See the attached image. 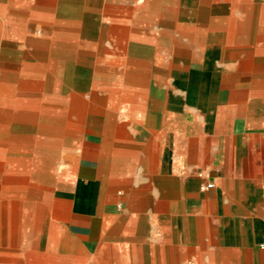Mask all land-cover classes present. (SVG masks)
Segmentation results:
<instances>
[{"label": "crops", "instance_id": "0c3cea01", "mask_svg": "<svg viewBox=\"0 0 264 264\" xmlns=\"http://www.w3.org/2000/svg\"><path fill=\"white\" fill-rule=\"evenodd\" d=\"M218 1L0 0V264H264V0Z\"/></svg>", "mask_w": 264, "mask_h": 264}, {"label": "rangeland", "instance_id": "374dc122", "mask_svg": "<svg viewBox=\"0 0 264 264\" xmlns=\"http://www.w3.org/2000/svg\"><path fill=\"white\" fill-rule=\"evenodd\" d=\"M122 4V3H121ZM177 6L180 8L179 10H177L176 12H175V14H177L178 16H176V18L174 19H172L173 21H182V18H190V13L192 12V10L191 9H186V7H185V5H183V4H179V3H177ZM234 7H233V3H230V2H224L223 3V1L221 0V1H218V9H217V11H211L212 13H214V14H216V15H219V14H223V13H225L227 16L229 15V14H231V12H232V9H233ZM223 9H225L224 11H223ZM19 13V12H18ZM26 13H28V11L26 12ZM124 15H127V12L126 11H124L123 10V12H122ZM121 12H120V14H122ZM22 17L21 16H17V18H16V20L19 22H21L22 21ZM25 20V19H24ZM231 22V24L234 22V20H233V17H229L228 19H226V22ZM230 25V24H229ZM162 28V27H161ZM160 27L159 28H157V29H149L148 30V32L149 33H151V34H154V35H160V32L163 30V29H161ZM226 29H232V26L231 27H225ZM18 29H22V28H18ZM25 29H28V32L29 33H31V34H33V35H35V36H43V35H46V34H49V32H50V29H52L48 24H46V23H42V22H39V21H29V20H27V25L25 26ZM40 29H42L43 30V34L42 33H40ZM107 30L108 29H105V31L104 32H107ZM110 30V29H109ZM114 30H118L119 32V36H120V39L121 40H123V42H126V40L125 39H127V36L125 35V34H122V33H124L126 30H139V29H114ZM142 30V29H141ZM143 32H146V30H142ZM170 31L172 32V33H174L171 29H170ZM176 35V34H175ZM179 35V34H178ZM228 35H226V37H227ZM180 37V36H179ZM178 37V38H179ZM183 43H185L186 44V42H187V39L186 38H183V41H182ZM105 46L107 47V48H109L110 50H114V52H115V49H116V46H115V43H113L112 42V40H110V39H108L106 42H105ZM162 56L163 57H165L164 58V61L165 62H167L168 61V59H166V52L165 51H162ZM116 59L117 58H114L113 60L109 57V56H107L106 58H105V61H113V62H115L116 61ZM122 59V58H121ZM102 62V61H101ZM215 62H218V60H216ZM222 62V61H221ZM103 63V62H102ZM217 64V63H216ZM11 66V68L12 69H17V70H20L21 69V65H20V63L18 62V63H16V64H12V65H10ZM154 68H156L155 66H153ZM120 68H121V66H120ZM177 84V83H176ZM128 85V84H127ZM126 85V86H127ZM178 85V84H177ZM134 90V89H133ZM110 91L107 93V95H109L108 97L109 98H111V102H108V104H110V103H112V102H116V97H115V95H117L116 93H113V95H114V97L113 96H111L110 95ZM105 93L103 92L102 93V95H104ZM120 94V93H119ZM136 91L134 90V92H131V91H129V93L128 92H125L124 94H123V96L121 97V99L120 100H125L127 97H134V96H136ZM111 96V97H110ZM119 97V96H118ZM120 98V97H119ZM83 133H84V130L81 128V132H80V135H79V139H82V137H83ZM73 145L74 144H69L68 146H67V148H66V150H65V154L67 155V154H70L71 153V151H72V148H73ZM68 162L67 161H65V165L66 166H68Z\"/></svg>", "mask_w": 264, "mask_h": 264}, {"label": "built area", "instance_id": "2783aa9c", "mask_svg": "<svg viewBox=\"0 0 264 264\" xmlns=\"http://www.w3.org/2000/svg\"><path fill=\"white\" fill-rule=\"evenodd\" d=\"M213 186H214V183H213V182H210V183L207 184V187H208V188H211V187H213Z\"/></svg>", "mask_w": 264, "mask_h": 264}, {"label": "bare ground", "instance_id": "6f19581e", "mask_svg": "<svg viewBox=\"0 0 264 264\" xmlns=\"http://www.w3.org/2000/svg\"><path fill=\"white\" fill-rule=\"evenodd\" d=\"M116 47H117V46H116ZM117 48H118V47H117ZM117 48H116V49H117ZM62 75H63V74H62ZM0 140H1V139H0Z\"/></svg>", "mask_w": 264, "mask_h": 264}]
</instances>
